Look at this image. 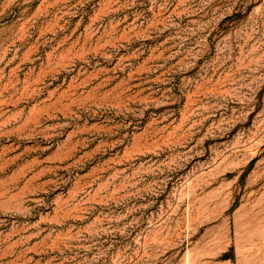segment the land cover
<instances>
[{
  "label": "rangeland",
  "instance_id": "374dc122",
  "mask_svg": "<svg viewBox=\"0 0 264 264\" xmlns=\"http://www.w3.org/2000/svg\"><path fill=\"white\" fill-rule=\"evenodd\" d=\"M0 264H264V0H0Z\"/></svg>",
  "mask_w": 264,
  "mask_h": 264
}]
</instances>
